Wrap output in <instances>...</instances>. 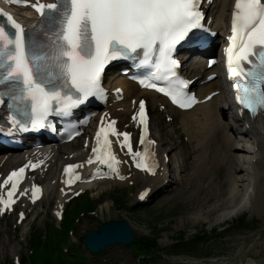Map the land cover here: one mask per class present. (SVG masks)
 I'll return each mask as SVG.
<instances>
[{"label":"snow or ice","instance_id":"snow-or-ice-1","mask_svg":"<svg viewBox=\"0 0 264 264\" xmlns=\"http://www.w3.org/2000/svg\"><path fill=\"white\" fill-rule=\"evenodd\" d=\"M5 2L27 5L29 0ZM200 5L201 0H35L30 6L42 21L32 30H26L0 8L4 21L0 23V105L8 97L10 108L30 109L32 128L37 130L45 126L53 111L68 115L89 97H103L101 76L105 66L114 60L133 59L142 52L141 66L155 68L149 82L140 81L142 86L155 88L182 108L190 107L195 100L184 91L188 82L176 79L178 62L172 53L192 29L201 26ZM231 33L225 49L229 79L234 81L237 102L256 115L264 111V0H234ZM152 81H166L168 87ZM133 120L144 126L140 138L143 145L147 132L144 101H140ZM13 122L18 123L15 119ZM114 124L111 121L107 129L98 130V146L92 149L95 160L116 172L119 161L110 151L108 136H122L123 141L118 142L134 161L139 158L136 166L154 174V165L147 163L151 156L148 149L143 154L133 152L131 134L117 133ZM153 143L147 141L148 145ZM93 162L92 158L86 161ZM78 167L82 165H67L65 174ZM24 171L20 168L4 181L12 184L8 199L0 197V205L6 208L14 203L13 194ZM79 179V175H69L65 183ZM38 192L33 185L34 201Z\"/></svg>","mask_w":264,"mask_h":264},{"label":"rangeland","instance_id":"rangeland-1","mask_svg":"<svg viewBox=\"0 0 264 264\" xmlns=\"http://www.w3.org/2000/svg\"><path fill=\"white\" fill-rule=\"evenodd\" d=\"M197 61L201 62L200 59H195V62ZM147 107L151 136H159L163 144L161 148L167 146V149H170L173 143L177 145L165 159V162H168L170 156L173 170L174 154L188 152L190 148H194L195 142L187 145L189 140L182 132L181 115L178 112L173 113V117H166L158 109H151L148 103ZM220 120L228 126V133L229 125L234 124L229 123L226 114L220 115ZM219 134L221 135L220 132ZM228 134L236 137L235 146L244 145L243 138H239L234 132ZM221 138H217L216 142H221ZM77 140L82 143L83 138ZM228 147V145L221 147L218 144L217 150L214 147L207 148V151H211L209 154L212 157L214 156L212 151H218L221 164L219 166L213 164V172L211 169L208 170L213 165L208 166L204 177L201 173L190 176L188 184L183 183V178L194 169V159L200 152L197 149L192 151V155L185 161L190 166L184 168V173L179 170V165L183 163L176 161L175 163H178L176 172H180L178 173L180 180L173 183V180L168 178V182L167 180L162 182L159 191H152L149 194L146 190L149 194L146 195L147 198L145 196L136 200L137 193L143 188L142 183L139 185L99 183L78 197H75L78 192H73L66 200L62 211H56L57 206L54 205L56 201L50 203L49 193H46L41 205H38L37 201L34 206H29L28 217L23 222L18 218L20 204L18 208L16 204L14 211L6 212L0 218V264H30L29 260L35 249L31 241L33 237L35 239L40 236H43L41 239L45 244L48 242L47 238L51 239L50 236L57 243L61 264L64 261L72 264H264V202H258V199L252 201L250 198L247 203L251 204L244 205L245 207L238 212L230 211V205L228 208L227 206L223 208L222 205L227 203L229 192L227 174L236 171V164L229 165L225 158L228 155L226 153ZM238 177L237 179L242 182L243 176ZM53 178L51 175L48 182L52 183ZM166 183H169L172 189H168L169 185ZM237 187L240 199L244 200L247 183H238ZM88 202L94 204L93 208L83 209ZM105 203L108 208L104 206ZM67 217L70 221L69 226L63 223ZM242 217L244 221L240 224L239 219ZM121 220L127 221L130 225L134 241L154 238L157 240L158 249L149 256L136 252L131 244L111 245L96 254L85 249L86 234L96 231L103 223Z\"/></svg>","mask_w":264,"mask_h":264},{"label":"bare ground","instance_id":"bare-ground-1","mask_svg":"<svg viewBox=\"0 0 264 264\" xmlns=\"http://www.w3.org/2000/svg\"><path fill=\"white\" fill-rule=\"evenodd\" d=\"M233 6L234 0H213L211 2H209V0H205L204 7L208 10V15L210 17L214 16L212 24L214 25V29H222L223 20H228L229 13H231ZM6 7L7 3L5 0H0V8L9 12L19 23L29 24L31 23L30 19L34 18V16L30 15L31 12L27 9ZM184 65V75L190 79H195L196 81L194 83V89L197 91V98L200 101L197 106L187 112L174 109L166 103L164 98L159 97L152 92L140 90L135 84L129 82L123 77H111L105 85V88L108 89L107 103L109 104L103 110L104 118L116 119L117 133H131L132 136L136 134L137 137L138 129L135 121L131 119V115L137 111V103L140 99L146 100L151 109H158L166 117H173V113L175 112H178L181 115L180 126L182 128V132L189 140L187 145L189 146L191 142H195V145L194 148H190V150L186 153L174 152L175 158L172 160V165H174L173 170L171 169L170 156L168 158V162H165V159L170 152L176 149L177 145L176 143H173L170 146V149H167L168 147L164 144L166 147L161 148L163 144L159 136H151V138L154 139L152 152L158 166L154 174H148L141 168L137 167L136 164L139 160L136 159L134 161L133 156L129 154L128 150L116 147V158L117 161H119V163L115 165L117 171L98 173V175H106L105 179L102 181L96 180L97 175L94 176L95 173H92L96 167H90L86 163V161L89 160L88 147L84 146V144H87V135L82 137V143L74 139L70 144L64 146H42L39 149L31 147L22 152H8L0 154V185H4L0 188V197L4 200V187L6 184H4L2 180L6 176L7 172L13 168L15 169L16 167H23L25 169V181L15 190V198L20 204V212L25 216L20 222H23L26 217H28L27 209L29 206L35 205V201L32 197L33 185L39 189L38 193L40 198L38 199V205H41L42 198H44L45 194L49 193V202L55 203L56 201L54 204L57 206L56 211H62L66 200L73 192L80 191L81 193H84L86 190L95 187L99 183H105L107 185H139L142 183L143 188L136 195V200H139L138 198L140 194H143L145 190H148L149 194L152 191H159L162 187V182L166 180L168 182V178H171L173 183L178 182L180 180V174L178 173H184V168L186 166H190L187 165L185 161L192 155V151L196 149L200 152V154L194 159V169L191 170L190 174L188 173L183 178L184 184H188L190 176L199 175L200 173L202 175H206L208 166L213 164H215V166H219L221 164V158L218 157V151H212V153H214V156L212 157L209 154L211 151L206 150L209 147H214V149L217 150L218 148H216V146L218 144L221 147H225L226 145L229 146L226 151L228 155L225 158L229 162V165L236 164V171L234 170L233 172H229L227 174L229 192L227 196V203L225 202L222 204L223 208H225L224 206H227L228 208V205H230V211L238 212L245 207L244 205L251 204L247 203L250 198L252 201L254 199L257 201L258 199V202H264V111L260 112L255 118H248L244 113L239 112L234 105L228 102L226 91L224 87L221 86L220 81L215 80L210 84H200L199 76H201L205 70L204 64L198 61L195 62V60L190 58L184 62ZM214 71L215 69L208 72L206 75H210L211 72ZM209 95L213 96L209 100H206ZM224 114H226L229 123L234 124L233 126L229 125L228 133L234 132V134L239 136V138H243V141L245 142L244 145H234L236 144V137H232L227 133L228 126L223 124L220 120V115L224 116ZM126 115L128 116L127 120ZM169 136L171 135L169 134ZM217 138H221V142H216ZM213 140L214 143H212ZM115 144L117 145L116 141ZM177 154H179V156H177ZM235 154H237V156H235ZM176 161L178 163H183V165H179L180 172H176V165L178 164L175 163ZM59 163L60 165L66 163L82 165V167L77 168L78 172L82 174V181L70 189L63 187L64 185L61 182V174L59 172ZM33 164L37 166L32 167L31 165ZM26 165H28V167H25ZM101 168L104 169V167ZM210 169L213 172L214 165L208 170ZM51 175H53L54 178L53 182L49 183L48 179ZM204 175L202 177H204ZM239 175L243 176L242 182L237 179ZM91 178H94L92 182H85ZM116 178H120L121 181L117 182ZM243 182L247 183V193H243L244 200H241L240 192H238L239 190L237 186L238 183ZM166 184L169 185V183ZM164 188H162V190H164ZM168 189H172L171 185L168 186ZM24 190H27L26 193L24 195H20V192ZM196 196L197 195H195V197ZM147 197L148 196H146V198ZM104 206L108 208L106 203ZM220 207L222 209V206ZM0 208H3V211H0L1 218L8 210L1 205ZM45 235H47L46 232Z\"/></svg>","mask_w":264,"mask_h":264},{"label":"trees","instance_id":"trees-1","mask_svg":"<svg viewBox=\"0 0 264 264\" xmlns=\"http://www.w3.org/2000/svg\"><path fill=\"white\" fill-rule=\"evenodd\" d=\"M93 203L88 202L84 206L83 209L91 210L93 208ZM68 217L64 220L63 223L66 226H69L70 221ZM244 217L239 219V223L243 224ZM39 234H37L38 236ZM156 237V236H155ZM43 236L40 237H33L31 244L34 246L33 253L31 254L30 264H61L59 260V249L57 243L54 242L53 238L50 236L51 239H46L48 242L45 244L43 242ZM31 240V239H30ZM134 250L144 256H149L153 251L158 249L157 240L154 238H143L141 240H137L131 243L130 245ZM64 261V260H63ZM63 264H72L65 262Z\"/></svg>","mask_w":264,"mask_h":264},{"label":"water","instance_id":"water-1","mask_svg":"<svg viewBox=\"0 0 264 264\" xmlns=\"http://www.w3.org/2000/svg\"><path fill=\"white\" fill-rule=\"evenodd\" d=\"M133 240L132 230L127 221L106 222L84 237L88 252L95 254L111 245H129Z\"/></svg>","mask_w":264,"mask_h":264}]
</instances>
